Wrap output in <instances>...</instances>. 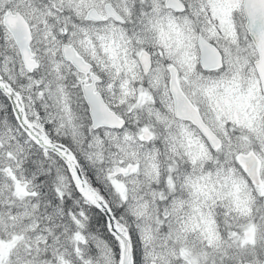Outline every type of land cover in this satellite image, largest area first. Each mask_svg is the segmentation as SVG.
Here are the masks:
<instances>
[{"label": "snow or ice", "instance_id": "6c2138e0", "mask_svg": "<svg viewBox=\"0 0 264 264\" xmlns=\"http://www.w3.org/2000/svg\"><path fill=\"white\" fill-rule=\"evenodd\" d=\"M0 264H264V0H0Z\"/></svg>", "mask_w": 264, "mask_h": 264}]
</instances>
